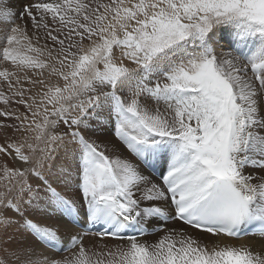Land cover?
I'll use <instances>...</instances> for the list:
<instances>
[{"label": "snow or ice", "instance_id": "1", "mask_svg": "<svg viewBox=\"0 0 264 264\" xmlns=\"http://www.w3.org/2000/svg\"><path fill=\"white\" fill-rule=\"evenodd\" d=\"M0 141V264H264V0H0Z\"/></svg>", "mask_w": 264, "mask_h": 264}, {"label": "bare ground", "instance_id": "2", "mask_svg": "<svg viewBox=\"0 0 264 264\" xmlns=\"http://www.w3.org/2000/svg\"><path fill=\"white\" fill-rule=\"evenodd\" d=\"M16 3H17V6H19L20 0H16ZM108 128H110V126L105 124L104 127L99 130V136L102 140L113 139V137L110 135V133L107 132ZM0 142H2V141H0ZM120 149H121V151L125 152V154H127L126 149H124L122 145L120 146ZM49 223L55 225V224L61 223V221L53 218V219L49 220Z\"/></svg>", "mask_w": 264, "mask_h": 264}]
</instances>
